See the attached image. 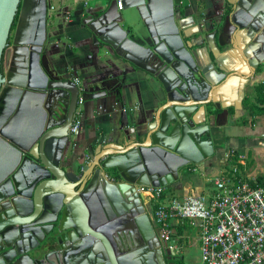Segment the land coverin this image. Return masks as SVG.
<instances>
[{
    "label": "water",
    "instance_id": "water-1",
    "mask_svg": "<svg viewBox=\"0 0 264 264\" xmlns=\"http://www.w3.org/2000/svg\"><path fill=\"white\" fill-rule=\"evenodd\" d=\"M23 1L0 0V264H139L135 252L118 245L135 231L145 240L154 235L145 197L135 187H175L181 171L211 157L216 110L239 103L237 89L264 64L262 4L227 0V38L216 42L184 25L172 1L160 11L141 0L134 5L149 40L137 50L114 36L117 12L87 20L94 41L159 83V103L116 142L72 158L66 151L79 88L42 52L46 0H39L27 36H14L11 44ZM105 94L102 87H84L81 97Z\"/></svg>",
    "mask_w": 264,
    "mask_h": 264
},
{
    "label": "crops",
    "instance_id": "crops-1",
    "mask_svg": "<svg viewBox=\"0 0 264 264\" xmlns=\"http://www.w3.org/2000/svg\"><path fill=\"white\" fill-rule=\"evenodd\" d=\"M140 1L125 0L122 9H116L114 0H46L47 23L42 52L47 56L48 64L64 78H77L83 88L99 86L106 90L105 95L83 102L81 128L68 141V157L82 158L91 146L94 149L99 144L116 142L120 133L132 131L147 121L159 103V83L148 72L119 57L110 45L94 41L93 31L87 22L94 21L108 9L117 12L120 29L114 36L126 47L137 50L149 40L147 29L134 5ZM171 1L184 25H193L191 30L198 27L199 33L202 29V35L216 42L227 38V32L222 29L229 7L227 0H152L151 4L160 11H166ZM259 1L264 9V0ZM38 3L39 0L21 2L11 34V44L14 36H27L31 25L36 22ZM258 15H264V12H258ZM20 29L21 33L18 34L17 30ZM120 33L123 34L119 35ZM262 67L264 64L258 67L245 87L237 89L239 103L234 100L226 109L220 107L216 110L217 118L210 122L213 130V154L205 160L203 166H198V170H185L188 176L171 187V193L183 195L210 191V180L230 169L231 160L224 156L230 148L247 154L246 165L241 169L243 176L256 179L264 175V160L260 159L258 165L254 159L248 158L253 152L264 158V146L261 145L264 140V116H253L254 120L240 125L233 120L234 117L238 119L246 115L245 101L252 90L254 93L256 86L257 91L259 84L264 83ZM253 83L254 88L251 87ZM201 117L200 113L196 118ZM211 174L214 175L210 176ZM174 190L179 193H174Z\"/></svg>",
    "mask_w": 264,
    "mask_h": 264
},
{
    "label": "built area",
    "instance_id": "built-area-1",
    "mask_svg": "<svg viewBox=\"0 0 264 264\" xmlns=\"http://www.w3.org/2000/svg\"><path fill=\"white\" fill-rule=\"evenodd\" d=\"M124 2L115 0L117 9ZM73 81L79 96L69 128L71 138L80 131L83 104V87L77 78ZM224 156L232 161L230 169L210 180V191L176 195L164 185H137L136 192L144 195L145 205L152 202L149 219L163 250L180 254L188 230H195L201 264H264V184L241 174L245 152L230 149ZM186 170L198 169L192 165Z\"/></svg>",
    "mask_w": 264,
    "mask_h": 264
},
{
    "label": "rangeland",
    "instance_id": "rangeland-1",
    "mask_svg": "<svg viewBox=\"0 0 264 264\" xmlns=\"http://www.w3.org/2000/svg\"><path fill=\"white\" fill-rule=\"evenodd\" d=\"M202 29L200 31V34H202ZM11 38V36H10ZM11 41V39H9ZM263 68V69H262ZM261 70L264 71V67H262ZM254 83L251 84V87L254 88ZM257 87V86H256ZM256 87L254 89V93L252 90V94L249 96V98L246 100V103H244L245 105V114L243 117H239L238 119H236L237 117H234V121L237 122V124H245L248 120L250 121L251 119H253V116L256 115H260V116H264V112H260L257 103L254 101L255 97H256ZM83 107V106H82ZM252 110V112H250ZM229 118V117H228ZM223 120H227V119H223ZM231 120V119H228ZM227 120V121H228ZM254 120V119H253ZM220 125V123H219ZM213 130L210 129V137L213 140ZM213 142V141H212ZM248 158L250 160H255L256 164L259 165V160L264 158L262 157V155L259 156V153L257 154L256 152H253L252 155H248ZM262 162V161H261ZM248 166V165H247ZM214 174H211L210 176H212ZM187 177L188 174L183 170L180 173V178H179V182L181 183L183 181V177ZM174 193L178 192L177 190L173 191ZM179 193V192H178ZM181 193H179L178 195H180ZM177 195V193H176ZM149 207H152V202L151 200H149L148 202ZM187 238H184V245L180 251V255L182 256V260L178 263L174 262V264H201V253H200V245H199V240L197 239L196 235H195V230H188V234H187Z\"/></svg>",
    "mask_w": 264,
    "mask_h": 264
},
{
    "label": "flooded vegetation",
    "instance_id": "flooded-vegetation-1",
    "mask_svg": "<svg viewBox=\"0 0 264 264\" xmlns=\"http://www.w3.org/2000/svg\"><path fill=\"white\" fill-rule=\"evenodd\" d=\"M13 29H11V34ZM144 207L149 217L151 208L149 205L145 204ZM156 243H158L159 248H157ZM118 245L121 251L135 252V254L132 255L133 258L139 261V264H174V262L178 263L182 260L180 254H174L171 251L162 250V252L159 253L158 249H161L162 243L156 231H154V235L149 237L148 240H145L138 231H135L131 234L126 244L123 245L118 242Z\"/></svg>",
    "mask_w": 264,
    "mask_h": 264
},
{
    "label": "trees",
    "instance_id": "trees-1",
    "mask_svg": "<svg viewBox=\"0 0 264 264\" xmlns=\"http://www.w3.org/2000/svg\"><path fill=\"white\" fill-rule=\"evenodd\" d=\"M17 16H18V12H17V15L15 16V19H14V22H13L11 29H13L16 25ZM256 93L257 94H256L255 102L258 105L259 111L264 112V83L259 84ZM245 103H246V101H245ZM250 112H252V110ZM230 149H232V148H230ZM235 160H236V157H234V162H235ZM231 163H232V161H231ZM240 168H242V166H240ZM256 183L264 184V175L261 177H257Z\"/></svg>",
    "mask_w": 264,
    "mask_h": 264
}]
</instances>
